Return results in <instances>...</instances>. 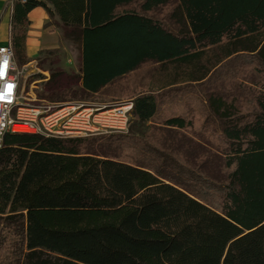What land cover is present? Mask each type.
I'll use <instances>...</instances> for the list:
<instances>
[{"label": "trees", "instance_id": "trees-1", "mask_svg": "<svg viewBox=\"0 0 264 264\" xmlns=\"http://www.w3.org/2000/svg\"><path fill=\"white\" fill-rule=\"evenodd\" d=\"M47 2L81 67L51 68L38 98L87 100L144 68L130 115L161 120L142 135L5 132L0 264H264V0H14L18 66L27 13L52 15Z\"/></svg>", "mask_w": 264, "mask_h": 264}, {"label": "built area", "instance_id": "built-area-1", "mask_svg": "<svg viewBox=\"0 0 264 264\" xmlns=\"http://www.w3.org/2000/svg\"><path fill=\"white\" fill-rule=\"evenodd\" d=\"M23 77L24 67L19 68L16 64L11 41L0 45V145L2 135L7 131L60 137L91 136L107 132L98 130L105 124L117 126L112 131H124L131 102L127 107L121 105L114 109V112H102L101 107L95 104L84 107L81 101L71 105L65 104L67 102L43 101L38 105L26 106L24 101L28 98L24 92Z\"/></svg>", "mask_w": 264, "mask_h": 264}, {"label": "rangeland", "instance_id": "rangeland-1", "mask_svg": "<svg viewBox=\"0 0 264 264\" xmlns=\"http://www.w3.org/2000/svg\"><path fill=\"white\" fill-rule=\"evenodd\" d=\"M172 8V3L169 5L161 6L156 8L155 10L152 11L153 15L157 17H164L167 19V14ZM64 42L63 45L60 46L59 49L55 50H42L38 53V55L34 58L33 61L30 63H25L22 65L24 67V92L25 96L28 98L26 99L25 105L30 106V105H38L43 103V101H46L44 99H39L38 94L43 92V81L49 77L50 74V69L55 68V67H61L63 65V62L65 61L66 58V50L67 49H76L77 44L72 42L70 39L63 38ZM22 66H18L19 68ZM72 66V65H71ZM70 65H66V67H71ZM148 71H145V69H141L140 71L134 72L132 74H129L126 76L124 80H121L117 82V84L107 88L108 90L104 91L101 93V95H92L89 99L83 100L81 102L84 103V107H88L90 104H95L100 108V110L105 111V110H111L112 112L116 111L114 109H117L119 107L124 106L127 107L129 105L130 97L129 94L131 93V89L134 88L133 85L136 84L135 89H134V94L139 93L140 91H143L144 88L148 85L147 80L141 82H136L140 77L148 75ZM150 77L152 75L151 72H149ZM39 75V76H38ZM141 84V85H140ZM118 86H123L124 87V95L120 97H114L115 95L112 94L111 92L115 89H118ZM111 88V89H110ZM205 89V85L199 87L198 89ZM111 91V92H110ZM116 91V90H115ZM114 92V91H113ZM197 98L202 101L203 99L201 98V93L197 90ZM75 102L74 100L68 101L65 104H73ZM103 105H107L106 107H103ZM194 111H197L199 114V117H196L195 125L196 129H201V125L203 124V119H204V113L201 110L202 105H200L198 102L194 103ZM127 116V122L124 128L123 132H131L134 134H144L147 130L148 125L153 126L157 125L159 123V119H153L151 122H138L135 121L132 116L130 115V112L126 114ZM115 124V123H114ZM117 124V123H116ZM108 125V126H107ZM117 126H110L109 124H105L103 127H99L98 130L105 131L107 132H102V133H111L115 132L112 131L114 130L113 128H116ZM208 128H212L211 125H208ZM150 131V129H149ZM148 131V132H149ZM176 137V135H174Z\"/></svg>", "mask_w": 264, "mask_h": 264}, {"label": "crops", "instance_id": "crops-1", "mask_svg": "<svg viewBox=\"0 0 264 264\" xmlns=\"http://www.w3.org/2000/svg\"><path fill=\"white\" fill-rule=\"evenodd\" d=\"M14 0H0V45L11 41V15ZM47 6L53 12L52 15L41 6L32 8L27 13L29 25L26 31V56L28 63L34 60L42 50L59 49L64 42L63 32L57 23H60L53 6L47 2ZM66 65H72L66 67ZM81 67V52L78 48L67 49L66 58L62 69L67 72L78 73Z\"/></svg>", "mask_w": 264, "mask_h": 264}, {"label": "snow or ice", "instance_id": "snow-or-ice-1", "mask_svg": "<svg viewBox=\"0 0 264 264\" xmlns=\"http://www.w3.org/2000/svg\"><path fill=\"white\" fill-rule=\"evenodd\" d=\"M11 90V86H9V91Z\"/></svg>", "mask_w": 264, "mask_h": 264}]
</instances>
